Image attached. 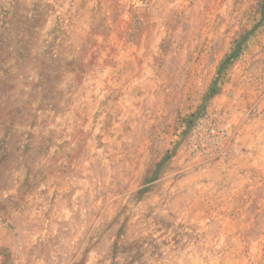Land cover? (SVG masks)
<instances>
[{
  "label": "rangeland",
  "instance_id": "obj_1",
  "mask_svg": "<svg viewBox=\"0 0 264 264\" xmlns=\"http://www.w3.org/2000/svg\"><path fill=\"white\" fill-rule=\"evenodd\" d=\"M0 264H264V0H0Z\"/></svg>",
  "mask_w": 264,
  "mask_h": 264
}]
</instances>
